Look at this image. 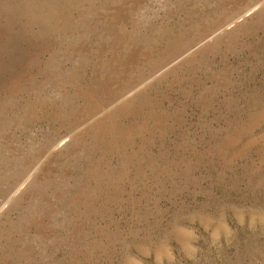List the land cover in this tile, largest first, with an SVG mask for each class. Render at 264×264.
<instances>
[{"label":"rangeland","instance_id":"374dc122","mask_svg":"<svg viewBox=\"0 0 264 264\" xmlns=\"http://www.w3.org/2000/svg\"><path fill=\"white\" fill-rule=\"evenodd\" d=\"M0 264H264V0H0Z\"/></svg>","mask_w":264,"mask_h":264}]
</instances>
